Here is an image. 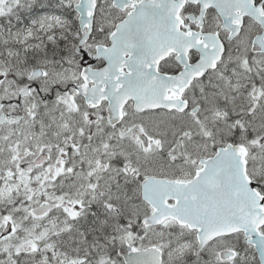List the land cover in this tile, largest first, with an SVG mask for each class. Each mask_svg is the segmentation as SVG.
Masks as SVG:
<instances>
[{"label":"snow or ice","instance_id":"obj_1","mask_svg":"<svg viewBox=\"0 0 264 264\" xmlns=\"http://www.w3.org/2000/svg\"><path fill=\"white\" fill-rule=\"evenodd\" d=\"M0 264H264V0H0Z\"/></svg>","mask_w":264,"mask_h":264}]
</instances>
